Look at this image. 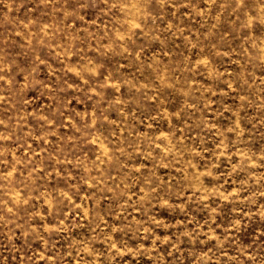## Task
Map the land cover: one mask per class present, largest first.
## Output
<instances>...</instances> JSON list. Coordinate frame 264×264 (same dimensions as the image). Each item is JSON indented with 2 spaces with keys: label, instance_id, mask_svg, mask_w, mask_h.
I'll return each instance as SVG.
<instances>
[{
  "label": "clouds",
  "instance_id": "obj_1",
  "mask_svg": "<svg viewBox=\"0 0 264 264\" xmlns=\"http://www.w3.org/2000/svg\"><path fill=\"white\" fill-rule=\"evenodd\" d=\"M0 264H264V0H0Z\"/></svg>",
  "mask_w": 264,
  "mask_h": 264
},
{
  "label": "rangeland",
  "instance_id": "obj_2",
  "mask_svg": "<svg viewBox=\"0 0 264 264\" xmlns=\"http://www.w3.org/2000/svg\"><path fill=\"white\" fill-rule=\"evenodd\" d=\"M231 191H235V188H232V189H230ZM221 194H223V188H221ZM193 215L195 216V218L197 219V220H203L204 218H205V213L203 212V211H200V212H196V211H194L193 212ZM180 219H182V217H180ZM218 220H219V218H218Z\"/></svg>",
  "mask_w": 264,
  "mask_h": 264
}]
</instances>
